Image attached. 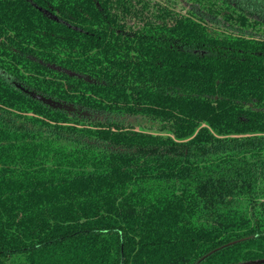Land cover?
<instances>
[{"label": "trees", "instance_id": "obj_1", "mask_svg": "<svg viewBox=\"0 0 264 264\" xmlns=\"http://www.w3.org/2000/svg\"><path fill=\"white\" fill-rule=\"evenodd\" d=\"M186 71L232 95L209 124ZM260 259L264 0H0V264Z\"/></svg>", "mask_w": 264, "mask_h": 264}, {"label": "rangeland", "instance_id": "obj_2", "mask_svg": "<svg viewBox=\"0 0 264 264\" xmlns=\"http://www.w3.org/2000/svg\"><path fill=\"white\" fill-rule=\"evenodd\" d=\"M199 78L200 75H198V78H194V76H190L187 71L179 73L177 81V94L175 98H172V100L178 103H180L183 99L182 103H184V101H188L190 105L189 114H191L192 118L199 120L203 124H209L214 121L215 114L216 112L218 114L219 108L228 102H220L222 95H227L224 97L227 100L228 97H232V95L225 90L223 91L219 87L214 88L213 85H205L206 81H200L198 80ZM160 100L161 94L156 100L157 103H160L163 109H170V111H172V106H170V104L167 102L161 103ZM140 101L141 105L144 106L151 104L149 96L146 93L143 94Z\"/></svg>", "mask_w": 264, "mask_h": 264}, {"label": "water", "instance_id": "obj_3", "mask_svg": "<svg viewBox=\"0 0 264 264\" xmlns=\"http://www.w3.org/2000/svg\"><path fill=\"white\" fill-rule=\"evenodd\" d=\"M17 86L22 91L29 94L32 98L37 99V100L45 103L46 105L50 106L53 109L64 110V111H67L69 113L78 114L80 116H89L90 117L92 115V113L89 112L88 110H84L83 108L78 107L73 103H68V102L63 101V100H58V99L52 98L50 96H46V95L39 93L35 90H31L29 88H26L20 84H17ZM247 264H264V259H260L257 261H251V262H248Z\"/></svg>", "mask_w": 264, "mask_h": 264}]
</instances>
